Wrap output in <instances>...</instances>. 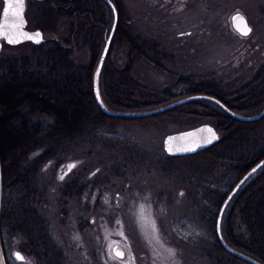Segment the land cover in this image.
Returning a JSON list of instances; mask_svg holds the SVG:
<instances>
[{
  "label": "rangeland",
  "instance_id": "rangeland-1",
  "mask_svg": "<svg viewBox=\"0 0 264 264\" xmlns=\"http://www.w3.org/2000/svg\"><path fill=\"white\" fill-rule=\"evenodd\" d=\"M30 1L26 0L27 27L40 29L29 20ZM120 1L127 8V29L154 43L150 58L133 53L131 59L132 75L145 87L140 99L149 97H145L147 91L166 87L188 95L193 90L188 79L209 81L230 91L247 82L264 62V0ZM3 5L0 0V14ZM238 11L252 27L246 36L232 24V15ZM110 14L105 39L113 21L111 8ZM69 28V20L57 16L50 31L41 29L42 42H52L47 46L54 45L53 41L65 44ZM35 44L32 40L16 44L3 40L0 58L8 60L0 73L10 75L12 62L17 70L25 60L36 65ZM78 49L73 58L87 62L86 47L80 45L75 51ZM129 50L126 42L117 43L112 60L126 62ZM34 121L44 127L52 122L45 115L34 116ZM99 122L101 125L92 126L89 120L85 134L81 131L73 140L22 153L14 163L12 177H26L29 183L22 191L31 194L32 232L58 247L61 264H232L217 252L211 220L235 179L232 166L241 167L264 147V128L258 126L249 142L243 143L244 150L228 154L225 160L180 159L166 152L165 136L203 122L214 125L213 119L194 121L177 112ZM66 182L68 194L64 192ZM82 186L86 191L80 193ZM13 199L8 201L11 212ZM15 213L10 222H20ZM8 232L4 229L10 264H36L25 246L27 239ZM115 244H121L123 257L114 253ZM40 248L43 251L45 246Z\"/></svg>",
  "mask_w": 264,
  "mask_h": 264
},
{
  "label": "trees",
  "instance_id": "trees-1",
  "mask_svg": "<svg viewBox=\"0 0 264 264\" xmlns=\"http://www.w3.org/2000/svg\"><path fill=\"white\" fill-rule=\"evenodd\" d=\"M113 2L118 9L119 23L98 84L105 105L113 110L147 111L185 96L184 93L173 91L172 87H166L146 92L148 95L145 97H154L155 100L149 97L140 99L139 94L145 91V87L132 75L131 59L133 53L150 58L154 43L127 29L128 13L125 4L120 0ZM57 16L69 20V35L64 41L65 44L58 41H53L54 45L51 46L47 45L52 42L35 44L33 53L35 52L37 57L36 65L33 66L29 60H25L27 62H23L17 70V65L12 62L9 67L10 75L5 76L0 73V123L3 122V126L0 125V157L3 170V205L0 223L7 264H10V261L7 258L8 237H5L3 231L5 218L8 227H11V232L9 231L11 234L20 230L23 238L27 239L25 246L35 258L36 264L62 262L58 247L48 238L32 232L35 219L33 221L30 215L22 212L25 208L23 199L25 196L23 191L19 192L22 188L21 176L12 177L15 160L19 159L22 153L26 154L44 145L46 147V144L50 146L52 143L73 140L83 129H87L86 122L89 120L93 121L92 126H98L101 125L99 121L105 119H142L178 112L193 117L194 121L203 118L213 119L214 126L221 131L222 136L220 141L207 149L177 158L224 157L225 160L228 154H233L236 150L239 152L244 150L243 143H248L259 127L264 128V117L254 122L240 121L209 100L187 101L176 108L147 117L127 118L105 115L95 102L92 80L105 45V32L111 19L110 7L103 0H32L28 5L29 20L43 31H50L54 27ZM120 42L129 45L130 58L126 62L116 64L111 58V53L114 46ZM80 45L86 47L87 62L82 63L73 58L79 51V49L75 51V48ZM5 60L0 58V67L6 66L5 63L3 64ZM187 82L193 86V90L188 91V94L197 92L212 94L231 109L243 114L249 115L247 113L249 110L256 108L261 110L264 107V62L247 82L230 91L209 81L192 82V79H188ZM36 115H45L52 122L44 127L39 121H34ZM85 132L86 130L82 134ZM10 136H14L15 139L11 140ZM258 151L259 155L249 160L250 162L247 160L248 162L241 167H237V164L232 166L236 170L235 179L224 193L217 212L213 214L211 220L217 252L226 255L232 264L250 263L229 253L220 244L215 233V222L220 206L230 189L255 162L264 157V147H259ZM262 168L260 172H256L258 175L253 174L255 176H251L243 184L224 211L222 233L226 243L235 250L264 263V168ZM11 196L14 198L11 205V209H14L12 212L9 210L8 202ZM14 211L20 222H10V215L14 214ZM235 221L239 222L240 231L237 230L238 225ZM40 245L45 246L43 251Z\"/></svg>",
  "mask_w": 264,
  "mask_h": 264
},
{
  "label": "water",
  "instance_id": "water-1",
  "mask_svg": "<svg viewBox=\"0 0 264 264\" xmlns=\"http://www.w3.org/2000/svg\"><path fill=\"white\" fill-rule=\"evenodd\" d=\"M3 1H4V5L0 14V33H3V35H0V50L3 45V40L7 43H9V40H12L11 44H16L25 40H32L37 44L38 43L41 44V42L43 41V36H42L43 31L41 29H29L27 27L28 21L26 17V5H27L26 0H23L22 18L14 17L11 11L9 12L8 17L6 18L4 16L3 10L4 8L7 7V3L6 0ZM103 1H105L111 8V12L113 14V21L109 33L106 36L103 51L101 52L99 61L97 63V66L93 74L92 90L97 106L101 109V111L105 113V115H109L113 117H127V118L147 117V116H152L166 112L168 110H171L173 108H176L180 105L187 103V101L189 102L191 100H209L220 106L233 118L237 120L240 119V121L253 122L264 117V107L256 114L249 116L239 113L234 109H231L218 97L204 92L191 93L183 97H180L165 105L153 109H147V111L146 110H112L108 108L102 100L100 88L98 84L100 81V76L102 69L104 67V63L107 59L109 50L111 48L112 42L114 40L117 31V27L119 23V13L117 6L115 2H113V0H103ZM13 2L15 7V0H13ZM232 24L233 27L242 35H244L243 33H247L248 35L251 32L249 31V29L252 30V27L249 24L247 17L244 16V14L240 11L235 12L232 15ZM4 25H8L9 27L5 28L3 27ZM15 25H22V27L17 29L16 27H14ZM36 33H39L40 35L39 36L33 35L31 39L29 38L28 34H36ZM17 40L19 42H16ZM37 40L39 42H36ZM209 140H211L212 142L208 143L207 141ZM217 141H220V134L217 128L209 122H203L196 126L190 127L189 129L187 128L180 131L168 133L164 138V148L168 154L170 153V155H175V156L189 155L207 149L213 144H215ZM193 149L194 151H192ZM263 166H264V157L259 161H257L253 166H251L245 172V174L234 184L233 188L230 189V191L224 198L218 212L219 215H217V219L215 222L216 223L215 233L217 234V238L220 244L229 253L249 262L250 264H264V263L258 259L256 260V258L249 256L239 250H235V248H233L228 243H226V240L224 239L222 233V223H223L222 220L225 213L224 211L228 207L233 197L239 191V189L251 176H253V174L257 170H259ZM2 201H3V170H2V161L0 157V212L2 210ZM218 221H219V229L217 228ZM0 222H1V213H0ZM114 252L117 253L123 251L121 247L117 245L114 249ZM0 264H7V260L4 254V248L2 244V238H1V223H0Z\"/></svg>",
  "mask_w": 264,
  "mask_h": 264
},
{
  "label": "flooded vegetation",
  "instance_id": "flooded-vegetation-1",
  "mask_svg": "<svg viewBox=\"0 0 264 264\" xmlns=\"http://www.w3.org/2000/svg\"><path fill=\"white\" fill-rule=\"evenodd\" d=\"M196 154V153H195ZM170 155V154H169ZM171 156H175V155H170V157ZM179 157V156H178ZM174 158H177V157H174ZM21 181V183H20V185L22 186V188H24L25 190H26V187L28 188V186H29V183L27 182L26 183V181H27V179H26V177H24V179L22 180H20ZM66 184H67V186L66 187H64V192L66 193V194H68L69 193V191H70V189H69V185H68V182H66ZM86 186H82L81 187V189H80V193H81V191H86V188H85ZM22 188H21V192H22ZM24 190V191H25ZM23 191V193H24V203H25V208H24V210L22 211V212H25V213H27L28 215H30L31 216V219H33V221H34V217L32 216V203H31V194H30V191H26V192H24ZM7 222L8 221H6V218H5V223H4V229H5V232L7 233L8 232V225H7ZM4 229H3V231H4ZM10 232H11V230H9ZM9 233V232H8ZM15 233V235H18L19 237H23V234L21 233V231L19 230V231H16V232H14ZM118 244H115V245H113V250L115 249V247L117 246ZM121 244H119V246H120ZM121 247V249H122V251H123V254H125V252H124V249L122 248V246H120ZM115 253V252H114ZM124 256V255H123Z\"/></svg>",
  "mask_w": 264,
  "mask_h": 264
},
{
  "label": "snow or ice",
  "instance_id": "snow-or-ice-1",
  "mask_svg": "<svg viewBox=\"0 0 264 264\" xmlns=\"http://www.w3.org/2000/svg\"><path fill=\"white\" fill-rule=\"evenodd\" d=\"M6 3H7V7L4 8V16L7 18L8 17V14L9 12L11 11L13 13V16L14 17H20L22 18V11H23V0H15V7H14V2L13 0H6ZM3 27H9L8 25H4ZM14 27H16L17 29L21 28L22 25H15ZM249 31H251L249 29ZM244 35H247V33H243ZM0 35H3V33H0ZM29 35V38L31 39L33 37V35L35 36H39L40 34L39 33H36V34H28ZM12 40H9V43H11ZM16 42H19L18 40ZM36 42H39L38 40ZM211 131V130H209ZM208 143H211L212 141L209 140L207 141ZM194 151V149L192 150ZM64 177L63 176H60L59 179H63ZM219 215V213H218ZM217 228L219 229V221L217 223ZM116 255L118 257H122L124 254L123 252H117ZM17 256H19V254L17 253ZM22 259V258H21Z\"/></svg>",
  "mask_w": 264,
  "mask_h": 264
}]
</instances>
